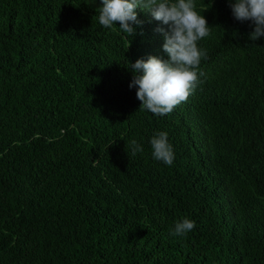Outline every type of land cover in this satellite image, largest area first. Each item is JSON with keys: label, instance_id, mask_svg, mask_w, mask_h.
<instances>
[{"label": "trees", "instance_id": "trees-1", "mask_svg": "<svg viewBox=\"0 0 264 264\" xmlns=\"http://www.w3.org/2000/svg\"><path fill=\"white\" fill-rule=\"evenodd\" d=\"M194 2L202 83L160 117L129 88V62L167 58L150 13L133 37L101 0H0V264H264V37Z\"/></svg>", "mask_w": 264, "mask_h": 264}, {"label": "clouds", "instance_id": "clouds-1", "mask_svg": "<svg viewBox=\"0 0 264 264\" xmlns=\"http://www.w3.org/2000/svg\"><path fill=\"white\" fill-rule=\"evenodd\" d=\"M98 7V23L111 29L119 23L122 33L134 37L140 26L137 9L150 13L160 22L156 32L163 35L162 50L167 58L149 55L130 63L133 73L129 88H136V97L141 102L139 109L163 117L176 106L186 102L202 83L199 65L207 59V52L198 47V41L210 34L206 18L195 8L194 0H101ZM229 7L235 20L250 21L253 30L249 40L264 37V0H229ZM142 73V74H138ZM152 156L167 166L174 163L175 153L164 131L156 132L150 139ZM131 155L143 152V147L135 140L129 142ZM196 227L195 221L184 218L170 229L172 236H184Z\"/></svg>", "mask_w": 264, "mask_h": 264}]
</instances>
